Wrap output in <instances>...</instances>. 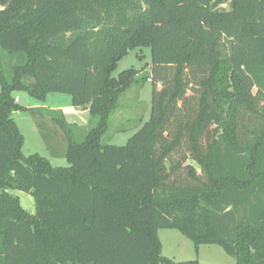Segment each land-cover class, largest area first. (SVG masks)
Here are the masks:
<instances>
[{"label": "trees", "instance_id": "1", "mask_svg": "<svg viewBox=\"0 0 264 264\" xmlns=\"http://www.w3.org/2000/svg\"><path fill=\"white\" fill-rule=\"evenodd\" d=\"M0 0V264H199L163 257L160 229L264 264V0ZM152 53L149 121L103 136ZM25 92L68 94L95 126L63 117L67 167L25 156ZM55 113V112H54ZM14 191L34 198L35 213Z\"/></svg>", "mask_w": 264, "mask_h": 264}, {"label": "rangeland", "instance_id": "2", "mask_svg": "<svg viewBox=\"0 0 264 264\" xmlns=\"http://www.w3.org/2000/svg\"><path fill=\"white\" fill-rule=\"evenodd\" d=\"M229 1L226 0L224 5L226 10L229 9ZM130 69L138 70L140 74L132 87L121 96L118 108L111 115L109 129L102 138L104 145L124 146L128 144L129 140L150 119L153 84L150 79L152 53L149 47L130 50L118 62L113 76L118 77L120 73ZM64 95L71 97L68 94ZM14 96L21 98L20 105L24 107L29 106L27 99H31L32 103H39L38 99L25 92H16ZM52 117H63L69 125L74 127L78 142L85 139L95 126L96 119L92 118L89 108L75 106L55 113L41 108L33 112L19 111L13 114L25 139L23 147L25 156L39 154L51 160L54 166L67 167L69 164L66 158L54 157L60 152L59 147H67V141L65 138V144H61L59 137L62 131L51 122ZM13 194L19 197L24 208L31 213L35 212V201L31 195L19 191H14ZM158 238L161 243L162 256L175 263L197 261L199 264H236V260L229 256L221 246L201 245L197 247L191 239L177 229H160Z\"/></svg>", "mask_w": 264, "mask_h": 264}, {"label": "crops", "instance_id": "3", "mask_svg": "<svg viewBox=\"0 0 264 264\" xmlns=\"http://www.w3.org/2000/svg\"><path fill=\"white\" fill-rule=\"evenodd\" d=\"M17 99H18L17 103L20 104L21 98L17 97ZM37 101H39V103H36V102L32 103L31 99H27V102H29V106H27L26 108L34 109V111L43 108V109L51 110L53 112H62V111H66V110L70 109L73 106L72 97H67V95H64L62 93L50 94L47 96V98L43 102H41L40 100H37ZM41 103H43V104H41ZM26 112H28V111H26ZM52 118H50L51 122H53ZM57 137H59V136H57ZM59 139L61 140V144H65V136L63 133L60 134ZM59 149H60V152L57 155H54V157L59 156L61 158H65L66 147H59ZM34 213L35 212H33L32 214H34Z\"/></svg>", "mask_w": 264, "mask_h": 264}, {"label": "built area", "instance_id": "4", "mask_svg": "<svg viewBox=\"0 0 264 264\" xmlns=\"http://www.w3.org/2000/svg\"><path fill=\"white\" fill-rule=\"evenodd\" d=\"M18 99L16 98V101H17Z\"/></svg>", "mask_w": 264, "mask_h": 264}]
</instances>
